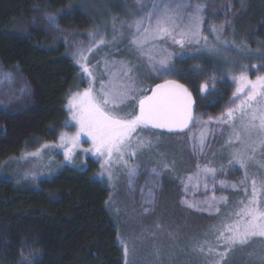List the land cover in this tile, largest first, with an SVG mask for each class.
<instances>
[{
  "label": "rangeland",
  "instance_id": "obj_1",
  "mask_svg": "<svg viewBox=\"0 0 264 264\" xmlns=\"http://www.w3.org/2000/svg\"><path fill=\"white\" fill-rule=\"evenodd\" d=\"M154 2L158 3L159 0H141L140 4L137 0H88L83 5L87 10L95 11L93 15L100 20V24L82 30L68 28L60 23H57L58 27L50 24L47 18L49 13L39 14L33 24L48 32L53 41L64 42L67 55L80 69L85 86L79 90L73 89L70 93L82 92L92 82L73 56L81 48L87 57L85 63L96 78L94 87L97 90L100 82L108 83L113 73L123 80L122 73L127 67L132 68L131 76L136 88L144 90L142 94H146L157 82L174 80L178 75L187 79L189 71L187 83L195 99L196 117L203 121L211 117L212 123L206 127L198 123L192 126L191 131L178 135H166L147 129L139 132V137L146 144L150 140L151 146L137 150L134 157H126L129 168L138 166L137 176L130 182L128 169L117 166L112 169V179L109 180L107 173H102V161L83 151L91 147V141L85 136L81 137L79 145L74 149L72 160H65L64 151L70 145L60 147L59 137L61 133L74 135L77 131L75 126H64L55 140L38 147L33 144L23 145L15 152L12 150L17 146L15 139H19L20 143L23 140L21 131L34 114L32 103L35 96L32 97L34 90L28 81L19 80L12 71L0 70V138L9 133L8 140L2 143L8 151L1 163L0 178L13 180L25 188H39L65 166L81 170L91 160L96 164V178L106 181L108 206L119 219V244L124 264H264V238L254 237L248 243L237 244L226 251L222 245L217 246L216 233L212 231L213 226H218L231 212L237 210L239 201L244 199L245 189L241 187V181L245 179L246 173L249 193L251 180L264 178V167L261 166L264 165V153L258 150L246 169L239 168L232 161L233 151L241 147L239 141L233 137L231 146H228L232 129L218 126L215 122V118L226 112L229 106L234 107L230 104L236 87L234 76H239L241 72L252 80L264 76V58H256L255 55V48L261 42L250 43L244 38L256 32L254 27L257 24L250 26L249 23L255 10H258V0H241L238 10L234 0H177L191 6H201L204 23L200 35L207 37L208 42L205 45L203 39L198 43L194 39L191 43H185L183 48L171 41L157 42L158 47L166 48L167 52L154 53L155 61L171 53L169 67L172 71L160 74L152 70L147 55L142 56L130 43L129 38L134 29L130 30L122 24L123 21L131 22L151 10ZM119 7H122V13H116ZM190 11H193L192 7L184 11L185 23ZM212 28L217 30L216 33L211 32ZM90 32L97 33V39L104 37L106 44L93 46L88 35ZM217 34L221 37L220 42L215 39ZM150 46L145 45L146 52ZM89 47L92 48L91 52L87 51ZM263 50L264 46L259 45L257 52ZM203 60L208 61L210 67L202 68L198 61ZM182 61H191L193 65L187 70L183 69L178 63ZM204 83L209 84L207 94L200 91ZM70 93L65 102L66 124L71 118L68 110ZM217 100L223 102V109L212 116L207 111L214 108ZM5 119H9L8 122ZM72 123L74 125L75 122ZM20 126L24 129H19ZM202 128L206 132L205 147L202 155L194 156L190 137L195 133L198 140ZM45 144L50 147L44 149L39 157L28 155ZM197 164L200 169L205 165L216 169L215 184L209 177L207 190L204 187V176L201 175L197 180ZM153 169L159 173L158 176L153 173ZM221 180L224 181L223 186ZM213 195L216 197L218 213L216 208L206 209L204 205ZM188 204L196 207L190 208ZM205 241L208 243L205 244ZM208 244L216 249L211 255L208 254ZM201 246L204 252L200 251ZM125 247L128 249L127 255ZM225 252L223 257L219 255Z\"/></svg>",
  "mask_w": 264,
  "mask_h": 264
},
{
  "label": "trees",
  "instance_id": "obj_2",
  "mask_svg": "<svg viewBox=\"0 0 264 264\" xmlns=\"http://www.w3.org/2000/svg\"><path fill=\"white\" fill-rule=\"evenodd\" d=\"M87 1L0 0V70L28 81L35 96L34 114L25 129L19 127L25 131H21V143L15 139L14 152L23 145L38 147L55 140L67 121L68 94L85 86L65 43L53 41L33 22L39 14L49 13L68 28L97 26L100 20L93 15L95 11L83 5ZM234 1L238 10L241 0ZM257 5L249 23L257 24L256 32L244 38L264 46V0H258ZM121 8L116 13H122ZM259 45L253 47L256 58H264V50L257 52ZM198 62L202 68L210 67L206 60ZM178 63L186 70L193 65L191 61ZM187 74V79L178 75L174 80L192 92L187 83L189 71ZM222 109L223 102L217 100L207 112L216 116ZM8 135L0 138V168L7 156L2 143ZM95 173L96 164L88 160L81 170L65 166L39 188L0 178V264H22V257L35 258L38 264H124L119 219L108 206L106 181L98 180Z\"/></svg>",
  "mask_w": 264,
  "mask_h": 264
},
{
  "label": "snow or ice",
  "instance_id": "obj_3",
  "mask_svg": "<svg viewBox=\"0 0 264 264\" xmlns=\"http://www.w3.org/2000/svg\"><path fill=\"white\" fill-rule=\"evenodd\" d=\"M137 3L140 4L141 0H137ZM188 7H192L193 11L187 13L185 23L184 11ZM47 18L50 24L59 26L55 15L49 14ZM203 23L202 8L199 4L191 6L177 0L154 2L151 10L144 12L139 18L131 22H122L128 29H134L129 38L130 43L141 52L142 56L147 55L148 63L152 64V70L158 74L172 71V69L169 67L171 53L155 61L154 53L167 52L166 48L158 47L157 42L171 41L172 44L183 48L185 43H191L194 39L198 43L200 39H203L207 45V37L200 35ZM113 24L115 33V21ZM216 31L215 28L211 29L212 33ZM88 35L93 46L99 47L106 44L104 37L97 39V33L90 32ZM215 39L220 42V35L217 34ZM148 44L151 46L146 52L145 45ZM87 51L91 52L92 48L89 47ZM73 56L92 82L82 92L70 93L68 110L71 118L65 126H75L77 131L71 136L61 133L59 137L60 147L70 145L64 151V158L69 162L81 137L85 136L91 141V147L83 151L91 153L102 161V173L106 172L108 179L111 180L114 167L127 168V175L131 182V179L138 174V166L129 168L126 157H134L137 150L151 146V141L149 140L146 144L139 137V132L150 128L167 130L170 134L182 133L186 129L191 131L190 125L195 126L199 123L206 127L212 123L211 117L208 121H203L194 116L192 94L183 84L174 80H165L151 89V95L142 94L144 90L136 88L135 80L131 76L132 68L127 67L122 73L123 80L113 73L108 83L100 82L99 90H97L94 87L96 78L85 63L87 57L84 55V49L78 48ZM233 80L236 87L230 104L234 107L229 106L226 112L215 118V122L218 126H228L232 129L228 146H231L233 137L241 145L239 149L233 151L232 161L239 168L246 169L248 162L254 159L258 150L264 153V76H257L255 80H252L247 74L241 72L239 76H234ZM200 91L207 94L209 84H202ZM72 122H75L74 125ZM134 134L137 135L134 136ZM190 139L192 154L202 155L206 141L205 128L200 130L198 140L195 133ZM48 147L50 145H42L41 149L28 155L39 157ZM261 166L264 167V165ZM165 167L167 168V165ZM197 168V180L203 175L204 187L207 190L209 177L215 184L216 169L207 165L200 169L199 164ZM152 171L155 175H159L155 169ZM191 179L190 176L189 180ZM220 184L223 186L224 181L221 180ZM247 185L246 173L245 179L241 181V187L245 189L244 199L239 201L237 210L231 212L218 226L212 228V231L216 233L217 246L222 245L226 251L237 244L244 245L254 237L264 238V178L251 180L250 193L247 191ZM149 195L153 196L152 193ZM204 205L206 209L216 208V197L213 195L211 200L204 202ZM188 207H196V205L188 204ZM216 211L218 213L219 208H216ZM207 243L205 241V244ZM204 250L201 246L200 251L204 252ZM215 251L216 249L208 244V254L211 255ZM127 253L128 249L125 247V254ZM219 255L223 257L226 252ZM22 264H38V261L35 258L30 260L22 257Z\"/></svg>",
  "mask_w": 264,
  "mask_h": 264
},
{
  "label": "water",
  "instance_id": "obj_4",
  "mask_svg": "<svg viewBox=\"0 0 264 264\" xmlns=\"http://www.w3.org/2000/svg\"><path fill=\"white\" fill-rule=\"evenodd\" d=\"M165 80H163V81H160V82H157L156 84H154L150 89H149V91L147 92V95H151V89H153V88H155V86L157 85V84H161V83H163ZM174 81H176V80H174ZM177 83H180V82H178V81H176ZM180 84H182V83H180ZM184 85V84H183ZM185 86V85H184ZM186 87V86H185ZM187 88V87H186ZM188 89V88H187ZM189 90V89H188ZM190 92V91H189ZM191 93V92H190ZM192 94V93H191ZM192 98H193V101H194V105H193V114H194V116H196V103H195V99H194V96H193V94H192ZM190 128H192V125H190ZM147 130H149V131H152V132H156V133H162V134H166V135H178V134H182V133H185V132H187L188 131V129H186L184 132H182V133H168L167 132V130H157V129H147Z\"/></svg>",
  "mask_w": 264,
  "mask_h": 264
},
{
  "label": "flooded vegetation",
  "instance_id": "obj_5",
  "mask_svg": "<svg viewBox=\"0 0 264 264\" xmlns=\"http://www.w3.org/2000/svg\"><path fill=\"white\" fill-rule=\"evenodd\" d=\"M190 91V90H189ZM191 92V91H190ZM192 93V92H191ZM193 94V93H192Z\"/></svg>",
  "mask_w": 264,
  "mask_h": 264
}]
</instances>
